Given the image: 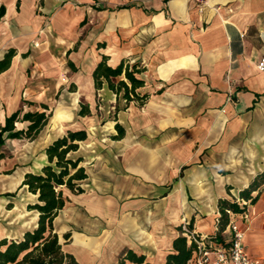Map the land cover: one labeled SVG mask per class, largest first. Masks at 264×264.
I'll use <instances>...</instances> for the list:
<instances>
[{
  "label": "crops",
  "instance_id": "crops-1",
  "mask_svg": "<svg viewBox=\"0 0 264 264\" xmlns=\"http://www.w3.org/2000/svg\"><path fill=\"white\" fill-rule=\"evenodd\" d=\"M1 6L0 59L10 49L15 55L0 73V127L18 109L47 112L43 105L50 109L51 101H80L91 111L81 116L75 109L91 120L88 139L73 154L88 174L84 192L66 191L69 200L54 220L60 235L71 232L65 250L81 264H120L129 250L145 262L125 264H165L178 226L193 221L192 231L214 235L219 199H239L264 170V71L258 69L264 0H207L202 7L196 0H0ZM103 56L112 67L123 59L139 63L136 75L145 85L136 91L148 94L143 103H127L106 82L95 87ZM25 103L41 109H23ZM60 106L49 113L58 135L46 147L70 119ZM117 123L125 134L113 139ZM27 125L19 120L16 129ZM38 171L26 170L19 186L27 172ZM259 191L230 220L245 231L248 254L264 264V185ZM14 205L0 199V213L11 214ZM15 215L24 218L22 227H36L37 211ZM222 236L228 239L229 231Z\"/></svg>",
  "mask_w": 264,
  "mask_h": 264
},
{
  "label": "trees",
  "instance_id": "trees-1",
  "mask_svg": "<svg viewBox=\"0 0 264 264\" xmlns=\"http://www.w3.org/2000/svg\"><path fill=\"white\" fill-rule=\"evenodd\" d=\"M5 14V7H0V20ZM15 55V49H10L3 59H0V73L6 70L11 59ZM141 71L139 63H129L123 59L116 67L107 63V56L97 64L94 72V82L97 89H101L106 82L109 88L117 96H122L127 103L137 100L143 103L148 97L147 93L141 94L136 90L145 85V81L136 74ZM124 75L126 80L116 81L115 78ZM79 115L90 114L89 105L80 104ZM45 109H49L44 104ZM22 109L14 111L9 115L5 124L0 127V160L5 157L2 147L6 139L26 138L33 140L48 123L51 114L45 111H28L22 114ZM23 120L28 122L26 128L16 129V122ZM117 135L113 139L124 136V128L117 123ZM88 139V131L85 128L67 130V132L53 140L45 149L47 163L38 172H27L20 187L26 186L27 190L36 195V202L27 205L28 210L39 213L37 226L27 230L21 239H0V264H81L77 258L66 251L64 245L70 240L71 232L60 235L55 231L54 220L59 212L67 204L69 197L66 191L75 194L84 192L82 182L88 177L86 168L81 165L83 158L73 156L78 151L79 143ZM11 173V170L4 171ZM264 185V170L258 173L251 183L239 192V199L220 198L218 202L219 216L217 218V231L211 239L218 243H226L222 233L230 221V212L244 213L249 203H254ZM19 187V188H20ZM258 193L253 196V192ZM14 195V193H7ZM12 208V204L8 205ZM193 221L186 225H180L177 229L180 235L173 240L174 252L169 253L165 264H189L195 252L198 250L195 238L189 237L192 231ZM188 233V235H184ZM200 236V234H198ZM126 260L134 263L145 262V255H138L129 250L121 259L120 264Z\"/></svg>",
  "mask_w": 264,
  "mask_h": 264
},
{
  "label": "rangeland",
  "instance_id": "rangeland-1",
  "mask_svg": "<svg viewBox=\"0 0 264 264\" xmlns=\"http://www.w3.org/2000/svg\"><path fill=\"white\" fill-rule=\"evenodd\" d=\"M81 103L82 102L80 101L77 103L51 101L49 103L50 109H48L47 113L51 112V114L53 115L55 110L61 107V104L66 112L70 115V119H66L64 121L65 129L59 134H65L69 129L76 130L87 128L90 125L91 120L87 118L82 119L76 116L75 109H80ZM31 104H34V107H32L33 109H35V104H37V108L39 110L41 109L40 103H25L22 108L25 109L26 105H28L29 107ZM23 125L25 126V123H23ZM97 125L99 124L97 123ZM18 126L22 127L20 123L18 124ZM57 135L58 134H56L55 131L51 129V122H48L47 125L33 140L22 138L18 143L13 144L12 142H9L6 143L3 147L6 157L5 159L0 161V171L2 172L0 174V199H4L6 197L14 201V206H16L17 209H15V211L11 214H9L7 211H4L6 212V214L0 213V239L7 238L8 240H18L22 238L23 230H32L35 228L33 225L22 227L24 218L15 215V212L18 213L28 211L27 205L29 203L36 202V197L31 195L27 191L26 187L21 188L19 186V183L26 170L38 171L40 169V165L44 162L45 159L43 157L44 149L47 143ZM7 170H11V173H3ZM7 192H12L14 193V195L6 196ZM7 208L8 207H6V209ZM29 212L30 213H27L25 218H28L34 214V211Z\"/></svg>",
  "mask_w": 264,
  "mask_h": 264
},
{
  "label": "built area",
  "instance_id": "built-area-1",
  "mask_svg": "<svg viewBox=\"0 0 264 264\" xmlns=\"http://www.w3.org/2000/svg\"><path fill=\"white\" fill-rule=\"evenodd\" d=\"M200 7L207 0H196ZM258 69L264 71V57L258 64ZM235 213L230 212V215ZM226 229L230 236L226 243H218L211 237H204L191 231L189 237L195 238L198 250L195 252L190 264H259V261L251 257L244 243L245 231L234 220H230Z\"/></svg>",
  "mask_w": 264,
  "mask_h": 264
},
{
  "label": "water",
  "instance_id": "water-1",
  "mask_svg": "<svg viewBox=\"0 0 264 264\" xmlns=\"http://www.w3.org/2000/svg\"><path fill=\"white\" fill-rule=\"evenodd\" d=\"M38 213V212H37ZM37 226V225H36Z\"/></svg>",
  "mask_w": 264,
  "mask_h": 264
}]
</instances>
